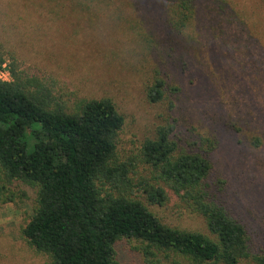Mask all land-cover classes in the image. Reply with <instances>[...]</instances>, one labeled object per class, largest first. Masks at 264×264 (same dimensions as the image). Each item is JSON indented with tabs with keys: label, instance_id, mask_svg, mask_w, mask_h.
Instances as JSON below:
<instances>
[{
	"label": "rangeland",
	"instance_id": "1",
	"mask_svg": "<svg viewBox=\"0 0 264 264\" xmlns=\"http://www.w3.org/2000/svg\"><path fill=\"white\" fill-rule=\"evenodd\" d=\"M34 1L0 0V54L6 59L0 68L6 81L13 80L14 57L23 77L48 84L69 110L86 100L112 99L125 117L117 159L128 164L132 193L139 198L145 195L144 177L153 174L139 161L142 143L155 138L166 119H176L184 142L201 134L215 136L219 145L209 181L224 186L222 201L264 248V33H259L264 12L252 16L247 11L263 8L264 0H234L227 9L205 4L191 41L177 38L179 43L158 22V5L43 0L34 7ZM151 32L156 42L148 41ZM157 70L181 88L173 109L168 100H149ZM257 137L260 145L252 143ZM3 185L4 193L16 196L0 203V264H49L22 233L35 206L34 188L8 182L0 170ZM153 207L172 225L207 231L204 220L182 208L175 196ZM136 245L120 243L122 264H146Z\"/></svg>",
	"mask_w": 264,
	"mask_h": 264
},
{
	"label": "trees",
	"instance_id": "2",
	"mask_svg": "<svg viewBox=\"0 0 264 264\" xmlns=\"http://www.w3.org/2000/svg\"><path fill=\"white\" fill-rule=\"evenodd\" d=\"M117 1V7L158 5V22L176 43L177 38L191 41L205 4L234 5V0ZM33 4L42 6L43 0ZM257 10L264 12V7L247 11L259 16ZM259 22V33H264V17ZM154 35H147L148 41L156 42ZM4 57L0 54V67ZM10 65L13 80L0 78V170L8 182L34 188L35 206L22 233L48 256L49 264H122L119 245L124 240L137 243L146 264H264V248L254 232L222 201L224 186L209 181L219 145L215 136L201 134L184 142L176 119H166L156 137L142 143L139 161L153 174L144 177L145 195L139 198L132 193L128 164L117 159L125 117L115 102L91 99L69 110L48 84L23 77L14 57ZM180 91L157 70L148 97L153 103L168 100L173 109ZM4 188L0 186V203L14 201L16 194L7 195ZM172 196L200 216L207 231L164 221L153 206Z\"/></svg>",
	"mask_w": 264,
	"mask_h": 264
},
{
	"label": "built area",
	"instance_id": "3",
	"mask_svg": "<svg viewBox=\"0 0 264 264\" xmlns=\"http://www.w3.org/2000/svg\"><path fill=\"white\" fill-rule=\"evenodd\" d=\"M5 75H6L5 71H3V70L0 68V78H1L2 80H7V79H5Z\"/></svg>",
	"mask_w": 264,
	"mask_h": 264
}]
</instances>
